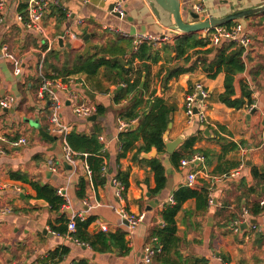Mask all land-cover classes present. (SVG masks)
Returning a JSON list of instances; mask_svg holds the SVG:
<instances>
[{
  "label": "crops",
  "instance_id": "1",
  "mask_svg": "<svg viewBox=\"0 0 264 264\" xmlns=\"http://www.w3.org/2000/svg\"><path fill=\"white\" fill-rule=\"evenodd\" d=\"M58 1L60 7L48 11L43 26L51 38H64L62 47L56 42L51 50L59 60L49 57L51 51L44 52L41 36L28 32L19 21L18 17L26 14L29 0H4V6L0 7L1 95L16 99L10 110L0 108V136L10 141L27 140L25 145L18 147L0 142V151H3L0 154V181L9 186L0 190V264H44L52 254L64 248L66 254L59 264H75L83 260L90 264H146L145 248L159 245V242H154L155 238L150 240L149 235L152 230L165 225L161 212L176 205L175 194L189 187L187 177L192 172L196 174L195 183L199 191L202 189L199 181L208 184V205L201 207V200L197 198L183 204L175 218L180 242L163 255L165 263L155 260L156 253L150 264H195L197 259H206L207 264H264V207L260 205L264 184L258 187V180H254L251 173L254 167L264 174V12L244 15L229 23L230 26L225 25L241 24L252 40L244 73L254 91L251 107L257 111L252 113L246 107L236 110L221 103L219 97L225 91L224 74L209 79L197 69L166 82L167 73L176 66L172 60L176 53L174 49L168 52L167 48L180 34L162 26L145 0H126L124 19L110 14V6L117 0ZM181 3L188 12H194L196 6L202 5L205 10L201 14L202 20L223 18L264 6V0H181ZM185 20L193 22L189 13L185 14ZM198 35L204 38L202 32ZM85 36H89L88 41H85ZM140 36L167 38L158 43L149 41L158 49L160 61L151 65L150 89L144 97L143 109L152 100L153 92L154 96L173 105L176 110L170 123L172 127H168L164 140L166 135L168 142L183 138L173 153L181 152L186 156L181 151L183 144L190 138H197L193 149L197 151L195 155L204 157L203 163L187 167H182L181 162L175 164L173 153L167 152V146L163 152L153 149L135 157L134 149L121 156L120 134L130 129H120L123 122L120 113L130 106L131 98L115 103L113 98L119 85L106 81L102 74L100 77L80 75L62 78L65 82L74 79L69 89L77 98H69L64 90L57 91L61 102L59 115L67 134L59 136L52 131L50 100H40L37 96L40 74L48 77L50 67L61 66L68 53L88 54L90 50L83 55L88 42L96 46L127 39L125 43H131L127 50V55H130L137 50L139 45L135 44ZM6 49L10 58L4 55ZM201 57L203 55H198L195 60ZM212 58L213 54L209 59ZM16 63L22 67L20 74L15 73ZM136 64L137 67L139 63ZM143 77L146 79L145 73ZM198 83L210 92L206 120L196 119L190 126L184 111L185 98ZM78 98L103 106L106 113H96V120L77 118L73 110ZM40 129L52 139L43 135ZM97 129L101 132L99 139L105 154L101 175H93L87 154L76 153L67 144V135L71 132L90 135ZM67 146L74 154V163L66 160ZM150 159L160 161L166 172V187L157 194L152 193L156 188L155 173L144 161ZM48 160L54 162L58 169L56 173L49 169ZM207 160H210L209 165ZM235 171L239 175L231 176ZM121 172H129V186L118 194L113 180H117ZM81 178L87 187L84 197L77 194ZM33 182L42 187L51 186L56 191L60 188L65 190L66 198H62L64 205L59 211H53L44 199L45 204H35L39 199ZM15 187L21 191L16 192ZM258 188L260 194L254 193ZM210 197L213 198L212 206L209 205ZM253 204H258L262 210L256 216L249 212ZM149 207L152 210L148 211ZM245 211L250 214L249 224L235 232L233 222ZM123 213L136 217L145 214V217L131 231ZM81 218L83 222L90 221L88 233L91 235L102 232L103 225L108 227L107 233L125 231L128 250L110 245L105 252L95 251L89 246L79 245L72 236L57 234L52 229L67 226L68 232V224Z\"/></svg>",
  "mask_w": 264,
  "mask_h": 264
},
{
  "label": "trees",
  "instance_id": "2",
  "mask_svg": "<svg viewBox=\"0 0 264 264\" xmlns=\"http://www.w3.org/2000/svg\"><path fill=\"white\" fill-rule=\"evenodd\" d=\"M231 24H227L230 26ZM127 39H118L109 42L106 45H96L90 49V52L84 56L81 53H68L61 66H51L49 78H65L70 76L86 75L88 77H102L106 81L116 82L119 89L116 92L113 100L115 103H120L126 98H131L130 106L120 113V120L125 123L137 120L138 126H132L128 132H121L120 141L122 144L121 156H126L127 153L136 149V154L150 153L153 149L163 152L166 148L164 142V135L168 130L169 124L172 122L173 114L176 108L169 104L163 98L154 96L151 93L152 100L145 105L144 97L150 89L151 82V65L160 61L159 51L156 46L149 41L142 42L136 51L127 55V50L131 47V43H125ZM174 49L176 56L174 59L176 66L167 73L166 82L173 78L200 69L209 79H216L220 74L225 75V91L220 95L221 103L231 109L240 110L242 108H251L254 104L253 88L250 82L244 76L246 70V59L244 57V50L237 44L223 41L221 46L217 49L207 48V43L204 38L198 34L183 35L177 37L174 44L169 45L168 52ZM213 54L212 60L209 59ZM127 55V56H126ZM198 55H203L200 59L195 60ZM122 57L126 64L120 62H112L108 58ZM209 56V57H208ZM49 57H56L55 52H50ZM136 63H139L136 67ZM104 70V73L101 71ZM52 72V73H51ZM146 74L145 84L141 88V81L143 74ZM252 75V74H251ZM106 113V108L97 106V114L103 115ZM101 132L97 129L90 135L78 134L71 132L67 135L68 146L76 153L81 155L87 154V161L93 173L101 175L104 170V145L100 142L99 136ZM197 138L188 139L182 146V152H175L172 155L173 163H180L186 158H192L197 151L193 149ZM141 142L140 145L137 143ZM210 156H208L207 159ZM219 157V156H218ZM148 162L149 166L155 173L156 188L152 193L157 194L166 187L167 178L165 168L157 159L144 160ZM210 160H207L209 165ZM251 173L254 180H258L257 186L264 184V174H260L257 168L252 167ZM129 172L119 173L117 180L126 190L129 186ZM202 189L199 191L196 186L197 182L192 187H184L176 192L174 200L176 205L167 207L161 212V216L165 225L151 231L149 239L156 238L159 245L162 246L161 253L155 256L157 262H163V255L174 249L180 239L177 237L176 216L183 204L190 199L197 198L201 200V207L208 205L209 187L203 180L198 182ZM32 186L37 191L39 200H46L53 211H59L64 205L63 199L58 196L56 189L51 186H40L33 182ZM86 181L81 178L78 185L77 194L79 197L86 195ZM253 191V189H252ZM254 193H259L255 190ZM260 194V193H259ZM248 207V206H247ZM249 208V207H248ZM262 210L258 204H253L249 208V212L256 216ZM239 219V218H238ZM63 220V219H62ZM90 221H76V232L72 234V238L82 244H85L95 251L105 252L110 245L120 248L121 250H128L126 235L123 230H118L115 233L99 232L95 235L88 233ZM66 228V229H65ZM58 234H67V226L58 229L52 227ZM66 254V249L57 251L52 254L48 261L53 264H59ZM47 261V262H48ZM206 259H197L195 264H207ZM75 264H90L83 260Z\"/></svg>",
  "mask_w": 264,
  "mask_h": 264
},
{
  "label": "built area",
  "instance_id": "3",
  "mask_svg": "<svg viewBox=\"0 0 264 264\" xmlns=\"http://www.w3.org/2000/svg\"><path fill=\"white\" fill-rule=\"evenodd\" d=\"M125 2L126 0H117L115 2L114 7L112 10H110V14L118 16L120 19H124L126 16V9H125ZM4 6V0H0V7ZM54 7H60V3L58 0H29L27 8H26V14L20 15L18 17L19 21L23 23V26L28 32H36L41 36V44L42 47H44V52H50L57 42L56 39L51 38L45 31V28L43 26V20L46 17L48 11ZM195 13L203 14L205 12L204 7L202 5H198L195 7L194 10ZM1 23V19H0ZM104 28L107 30L109 29L107 26H104ZM204 36V41L207 43L208 48H219L223 41H229L232 43H235L239 45L244 50V57L250 52L251 46H252V40L248 33H246L244 27L241 24H236L231 27L227 26H220L215 27L210 30H205L202 32ZM154 41L156 43L167 40L166 37H157L152 38L151 36H140L137 40L135 46L140 45L144 41ZM4 55L6 57L10 58V55L7 52V49ZM22 71V67L19 63L15 64V73L20 74ZM41 78V85L39 87L38 91V98L40 100H44L46 98H49L50 100V107H51V114L49 116L50 123L52 124L53 128L52 131L56 135L64 136L67 134L66 127L61 122L60 118V109H61V102L59 101V97L57 95L58 90H64L69 98H77L75 94L72 93L71 89H69V85L74 83V79H68L67 82H65L62 78H48L44 76L43 74H40ZM48 96V97H47ZM210 97L209 90L201 83H198L194 85L191 92L186 96L185 98V104H184V111L187 119V124L192 126L194 121L196 119L200 120L201 122H205L206 120V108H207V101ZM16 99L14 96H2L1 95V89H0V108L3 110H10V108L13 107ZM253 107L249 108L252 110ZM74 114L77 116V118L80 119H88L91 116L95 115L97 113V106L86 101L83 99L82 101L78 98V103L75 105ZM138 123L137 120L131 121L130 123L122 122L120 129H126L130 128ZM262 147L264 148V132L262 137ZM0 142H5L10 144L11 146L18 147L25 145L27 143L26 138H20L17 141H10L7 137L0 136ZM3 151H0V154H2ZM66 160L70 163H74V154L70 151L68 146L66 147ZM204 157L200 154L194 155L191 159H184L181 161L182 167H187L191 165H195L197 163H203ZM49 169L56 173L58 171L57 167L54 165V162L52 160H48L47 162ZM239 175L238 171H235L231 173V176L235 177ZM196 181V174L190 173L187 177L188 186L192 187ZM113 184L117 188L118 194L123 190V186L121 185L118 180H113ZM9 188V186H6L0 181V190H6ZM16 192H20L21 189L18 187H15ZM57 194L61 198H66L65 190L60 188L57 190ZM173 202V199H171ZM209 205H213V198H209ZM260 205L264 207V196L260 199ZM6 212H9L7 210ZM248 211H245L239 219L233 222V227L235 232H240L242 225H248L250 218H249ZM123 217L126 218L128 221V227L129 230L133 231L135 230L138 225L143 221L145 214H142L138 217L123 213ZM83 221L84 219L81 218ZM102 232H108L107 226H101ZM76 232V220H72L68 224V232L66 234L67 237L71 238L72 234ZM154 242H157V239H154ZM79 245L87 246L85 244L77 242ZM161 252V247L155 248L154 246H147L145 248V258L144 261L146 264H150L153 257L156 255V253ZM44 264H53L52 262H47Z\"/></svg>",
  "mask_w": 264,
  "mask_h": 264
},
{
  "label": "water",
  "instance_id": "4",
  "mask_svg": "<svg viewBox=\"0 0 264 264\" xmlns=\"http://www.w3.org/2000/svg\"><path fill=\"white\" fill-rule=\"evenodd\" d=\"M159 21V23L164 26L165 28L171 30L175 34H180V36L183 35H195L199 34L200 32H203L205 30H210L215 27L225 26L233 21H237L238 19L242 18L244 15L254 14V13H262L264 12V6L257 8L255 10L247 11V12H241L237 14H232L223 18H205L202 20L201 16L195 12H188V8L183 6L181 3V0H145ZM114 5L112 4L110 6V10H112ZM189 13V16L191 17L193 22H188L185 20V14ZM85 41L89 40V36H85ZM57 45L59 47H62L64 45V38H58L57 39ZM94 44L91 42H88L85 46V50L83 52V55L88 53L90 48L93 47ZM112 62H120L123 65L126 64V61L123 60L120 57H113L108 58ZM145 82V77H143L141 87H143ZM257 109L254 108L251 112H256ZM97 115H93L89 118V120H96ZM134 126H137L134 125ZM172 125H169V128H171ZM40 132L45 135L47 138H51L49 134H46L40 129ZM165 144L167 146V152L173 153L176 147L183 142V138H179L178 140L174 142H168L167 141V135L165 137ZM35 204H45L44 201L38 200L35 202ZM152 210V207H149L148 211ZM246 225H243L242 228H245Z\"/></svg>",
  "mask_w": 264,
  "mask_h": 264
}]
</instances>
